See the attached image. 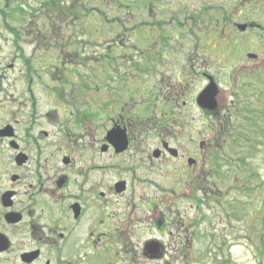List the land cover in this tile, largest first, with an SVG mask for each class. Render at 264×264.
<instances>
[{
    "label": "flooded vegetation",
    "instance_id": "flooded-vegetation-1",
    "mask_svg": "<svg viewBox=\"0 0 264 264\" xmlns=\"http://www.w3.org/2000/svg\"><path fill=\"white\" fill-rule=\"evenodd\" d=\"M233 25L228 31L234 44L244 42L234 35L264 34L258 22ZM232 43L219 45L226 62L215 66L218 72L205 65L192 75L203 81L198 90L196 79L194 87L190 80L173 83L156 66L146 74L153 80L149 88L138 79L125 90L126 75L119 73L122 87L113 93L108 78L104 94L85 93L84 111L79 93L59 88L48 94L55 108L42 113L34 104L24 124L10 111L0 126V264H188L199 220L191 222L186 202L199 209L220 195L225 178L217 150L242 147L230 127L249 109H232L220 97L248 100L255 91L264 101V66L255 72L257 84L240 85L246 76L237 70L241 45ZM180 69L175 76L190 78ZM211 88L212 108L199 101ZM190 104L205 123L208 116L220 118L217 126L194 134L185 120Z\"/></svg>",
    "mask_w": 264,
    "mask_h": 264
},
{
    "label": "rangeland",
    "instance_id": "rangeland-1",
    "mask_svg": "<svg viewBox=\"0 0 264 264\" xmlns=\"http://www.w3.org/2000/svg\"><path fill=\"white\" fill-rule=\"evenodd\" d=\"M225 18L228 29L235 22L264 25V0H0V126L10 111L24 124L34 104L42 113L55 108L48 95L54 88L79 93L83 111L88 107L85 93L104 94L108 78L110 91H119V73L126 75L125 90L133 81L135 88L138 79L149 88L153 80H145L146 74L156 66L173 83L190 80L194 87L196 79L198 90L203 81L192 75L205 65L218 72L215 66L226 62L218 49L232 38L228 29L216 37ZM252 35L233 37L244 38L232 43L242 50L236 57L237 70L246 75L238 77L240 85L257 84L255 72L264 66V34ZM244 50L262 57L242 56ZM182 66L190 78L175 76ZM256 93L248 100L235 101L228 93L220 97L232 109H249L233 117L234 130L230 127L242 147L225 144L217 150L225 178L220 195L200 210L186 202L191 222L199 220L193 226L198 240L190 247L188 264H264V101ZM189 109L185 120L194 134L204 125L217 126L220 118L208 116L205 123L193 104Z\"/></svg>",
    "mask_w": 264,
    "mask_h": 264
},
{
    "label": "water",
    "instance_id": "water-1",
    "mask_svg": "<svg viewBox=\"0 0 264 264\" xmlns=\"http://www.w3.org/2000/svg\"><path fill=\"white\" fill-rule=\"evenodd\" d=\"M243 27L245 28V26H242L241 28H243ZM255 56L256 55H253V54L249 55V57H255ZM215 96H216V93L214 92V89L211 88L199 98V101H201V100L205 101L207 103L208 107L212 108V107H214Z\"/></svg>",
    "mask_w": 264,
    "mask_h": 264
}]
</instances>
